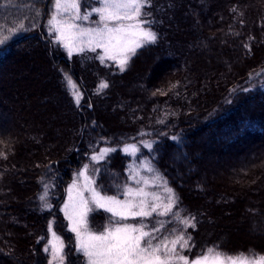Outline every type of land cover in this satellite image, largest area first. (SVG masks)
Returning a JSON list of instances; mask_svg holds the SVG:
<instances>
[{
  "label": "trees",
  "instance_id": "1",
  "mask_svg": "<svg viewBox=\"0 0 264 264\" xmlns=\"http://www.w3.org/2000/svg\"><path fill=\"white\" fill-rule=\"evenodd\" d=\"M148 1L143 11L157 40L138 49V55L146 54L129 76L121 78L127 90L120 86L114 90L111 103L116 115L110 107L100 109L105 97L93 93L97 85L85 90L97 102L100 121L112 127L104 134L120 127L122 117L123 127L133 132L140 128L127 140L151 141L150 147H141V153L150 157L174 189L183 211L196 214L199 228L193 229L194 237L215 239L210 244L202 241L200 251L213 247L262 256L264 0ZM51 2L0 0V40L7 38L0 44V264H48L44 247L51 220L68 242L69 263L83 264V254L73 250L72 233L60 206L72 168L80 164L75 144L81 142L80 151L89 152L92 113L100 124L96 110L80 112L89 95L83 96L77 109L72 94L63 92L61 77L83 85L78 70L73 71L68 62L53 68L47 56L49 52L52 57L45 43L50 37L43 26ZM155 56L160 66L152 70ZM34 63L46 67L51 82L22 74L30 72L26 67ZM12 66L16 69L7 72ZM91 72L103 73L82 71L83 79ZM137 72L140 79L134 76ZM128 84L138 85V91L132 92ZM59 97L64 109L57 119L61 135L56 136L43 114L54 110L51 100ZM28 101L39 107L43 101L47 108L32 111ZM205 133L209 139L201 142ZM101 142L126 158L124 164L110 162L111 169L105 172L109 182L97 179L100 189L116 191L111 181L127 179L129 157L123 154V146L128 141L107 137ZM175 154L178 161H173ZM40 177L54 186L44 200L41 193L39 197ZM27 179L29 183H24ZM47 202L49 208L44 207ZM254 225L262 227L260 234L252 230Z\"/></svg>",
  "mask_w": 264,
  "mask_h": 264
},
{
  "label": "rangeland",
  "instance_id": "2",
  "mask_svg": "<svg viewBox=\"0 0 264 264\" xmlns=\"http://www.w3.org/2000/svg\"><path fill=\"white\" fill-rule=\"evenodd\" d=\"M165 1V0H164ZM78 3L80 5V16L83 17L85 15L88 16V19H79L75 20L74 23L79 25L80 28L83 29H95L97 27H102V22L100 21V14L93 11L95 8H101L103 7L102 0H78ZM149 1L147 0L148 5ZM142 15L139 18L141 21H144L145 23L142 24V27L147 30H151L157 35V32L154 31L148 23V18H146L145 13L142 9ZM56 15L57 19H64L67 20L72 14L71 13H62L57 14V10L55 8V0H52V2L49 5L48 9V17L46 20L45 25L43 26V31L48 33L50 40H47L46 37L45 43H47L48 47H51L50 52L52 53V57L50 56L49 52L47 53L48 58L50 59V62L52 64V67L54 68V65H57L58 67L63 66L68 62V64L71 65V69L75 71V69L78 70L79 74L81 75V79L83 81V85L81 83H77L72 77L66 76L67 79L61 77V80L63 81V86L65 89H63L64 93H71L74 99V104L76 103V107L79 106L81 99L83 96H88L90 100L84 105V108H80V112L84 113L87 109L91 111H95L97 119L99 121L100 126L98 125L94 113H92V126L94 127V132L91 134H88V145L90 148L89 152H83L79 149V144L81 142H77V148H76V155L79 154V160L80 164H76L72 168V176L70 182L66 185L65 189V195L63 203L61 204L60 208L62 210V213L65 215V205H68L67 211L70 214H75L78 209H74L73 204L79 200L78 193L82 192L83 197L85 199H88L89 202L91 201V193L87 190H85V186L89 185V182H93L90 184V187L95 188L97 192L100 193L101 196L106 197H114L117 200L120 201H126L129 199H133V197L127 195L128 190L132 189L133 191H137L142 189L145 193L148 194L147 199L149 202V205L155 203L160 205V207L157 208L156 212H153L151 216L149 217H129L127 220L121 221L122 224H131L133 226H140L143 224L144 230L152 233V243L156 244L160 242L161 240L167 239L168 241L176 239L178 236H183L184 240L187 241V246H183L184 241H181L179 244H177L176 247V254L177 255H184L188 258L189 264H191V261L201 257L204 254H207L208 249H213L214 252H219L223 257L231 256L238 261L240 259H246L248 261H255L259 259L262 256L258 255H251L246 252L243 254H231L228 251L225 250H219L215 249L213 247H208L205 251H200L201 249V242H207L212 243L215 241V239L210 240H201L199 239L198 235L194 237L195 231L193 229H198L199 225L198 222L195 219L196 214L194 212H187L183 211V205L179 201L178 202V196L175 193L174 189L164 180L163 175L158 171V169L155 167L156 165L152 162L149 156L141 153V147L146 146L150 147L151 141L146 140L145 138L138 140H127L130 137L135 136L139 131L140 128L136 131H131V129H128L126 127H123L122 124H124V120L121 117L120 120V127H116L115 131H111L110 135H105V131H110L109 125L104 124L102 121H100L98 117V107L96 105V101L93 100V97L91 94H87L85 91L86 89H91L94 86V94H99L100 98H104V101L102 104H100V109H104L105 111L108 110L110 107V112H112L113 115L115 114V105H112V95L114 94V90L120 86V89H126L127 90V82L124 80H121L124 76H129L135 69L137 62L142 63L143 59L142 56L146 53H143L141 55H138V49L135 50V53L131 52H122L120 51L121 45H117L115 41H113V45L115 46H109V52H105L104 47H96V43L93 41L91 44L89 43L90 40L93 38L84 35L81 36L77 33V30L73 29L70 32H66L64 37H60V33L55 31L53 28V25L49 23V21L52 19V16ZM117 23H123L125 25L134 24L135 21L133 20H123V21H110L109 26H115ZM67 45V47L65 46ZM145 45V44H144ZM143 45V46H144ZM44 47H42L43 49ZM79 48H83V51H79ZM45 49V48H44ZM94 49V50H93ZM29 52V51H28ZM136 54V55H135ZM109 55L115 56V59H110ZM135 55L134 61L133 57ZM127 56V63L121 67L120 60ZM103 58V59H102ZM154 61V65H152V70L155 68H158L159 61L158 56H155L152 58ZM133 61V62H132ZM30 62V61H29ZM145 62V61H144ZM152 63V62H151ZM7 64V63H6ZM5 64V65H6ZM31 66V67H29ZM164 67V62L161 63V68ZM27 70H23L22 74L29 75L34 74L36 77H45V80L47 82H51V73L46 70V67L43 65L39 66L34 63V65L28 64L26 67ZM16 68L8 67L7 72H11L15 70ZM82 71L88 72V71H97V72H103L99 76H95L92 72L90 74H87V77L83 79ZM19 74L21 73L18 72ZM135 74V75H134ZM132 75L141 78V73H134ZM69 78V79H68ZM71 78V79H70ZM103 79V80H102ZM71 81V84L69 83ZM72 84L75 85V88L72 87ZM102 84H106L107 87H101ZM130 84H128L129 86ZM138 85L132 84L130 85L129 89L132 92L138 91ZM49 86H47V89ZM82 89H80V88ZM44 92V91H43ZM85 92V93H84ZM79 95V102L77 103V94ZM36 94V93H35ZM38 97V96H37ZM57 98L56 100L53 98L51 100V103L54 104V110L47 111L43 114L44 118L48 116L50 119L49 125L52 124V129L56 136L61 135V131H59V122L60 120V113L64 109V103ZM50 100V99H48ZM37 103V101L35 100ZM34 101L27 102V107L30 108L32 111L35 109H39L42 107V111L44 108H47L46 103L40 102V107L37 105ZM78 109V107H77ZM58 114L54 116V114ZM42 113V112H41ZM58 119V120H57ZM56 120V121H55ZM47 122V119H46ZM66 124V123H65ZM64 124V125H65ZM63 125V124H62ZM65 131V130H64ZM83 136V135H82ZM107 137L114 138V137H121L125 138V142L127 143L123 146V154L128 155L127 159V168H126V175L127 179L117 182H112L113 187L115 186L116 191H104L103 189H100L101 185L98 183L100 181L102 182H109L108 178L105 175L106 171L111 169L109 167L110 162L112 164H116L117 162L123 163L125 162L126 158L123 159L122 156H118L117 152L114 150V147L110 145H103L101 142L102 140H106ZM44 143H46L48 140H46V135H43ZM209 139V135L205 133L200 141L204 142ZM106 142V141H103ZM114 141L112 139L109 141V144H113ZM133 146L135 150H133ZM116 147V146H115ZM105 149H109L107 153L104 152ZM127 149V151H125ZM98 157V159H93V157ZM60 160V159H58ZM56 160V162L58 161ZM179 157L177 154L173 156V161H178ZM58 163H56L57 165ZM52 168V167H51ZM50 168V170H51ZM46 170V168H45ZM100 170V175L98 176ZM81 173H84V175H81ZM61 173H59L60 175ZM116 179H121L120 174L116 176ZM25 180V179H24ZM23 180V181H24ZM22 181V182H23ZM39 197L41 193V197H43V200L46 199L49 196L50 191L54 188L52 182H47L44 178H39ZM29 183V179L27 181H24V183ZM35 182H37L35 180ZM76 185L75 188H73V185ZM100 186V187H99ZM109 188V187H106ZM69 189H72V192L70 194ZM169 190H171L169 192ZM169 196H171V200H169ZM71 197V198H70ZM153 197H159V199L154 200ZM136 200L141 199V197H135ZM172 203V209L169 211L166 215H161L160 213L164 211V208L167 204ZM51 206L50 202H47L44 204L45 208H49ZM89 206L93 208V211H90L87 213L86 220H87V227L89 230L93 232H100L105 227H108L110 223H114L115 221L119 220V217H114L112 213L105 211L104 209H98L91 203H89ZM67 224H68V231L72 233L71 236V242L73 250H78V242L76 239V234L71 231V222L68 219V217L65 215ZM184 221H187L188 223H184ZM215 223V221H214ZM213 223V224H214ZM216 224V223H215ZM252 230L254 232L259 233V231L263 230L262 227L259 226H251ZM54 227V220H51L48 226L49 231V238L47 241V244L45 247L49 248V252H46L48 255V264L50 261H52V255H51V243L54 242L53 238V232L56 234L57 237L60 238V240L63 242V256H64V264H77V263H69V258L66 255L67 251V245L65 244L61 234L55 230ZM261 229V230H259ZM193 230V231H192ZM32 233L28 232V234ZM260 234V233H259ZM66 245V250H65ZM44 247V249H45ZM169 247H171V244H169ZM18 252V251H17ZM82 253V252H80ZM83 254V253H82ZM83 264H87V257L83 254ZM174 264H182V262L174 261Z\"/></svg>",
  "mask_w": 264,
  "mask_h": 264
},
{
  "label": "snow or ice",
  "instance_id": "3",
  "mask_svg": "<svg viewBox=\"0 0 264 264\" xmlns=\"http://www.w3.org/2000/svg\"><path fill=\"white\" fill-rule=\"evenodd\" d=\"M103 7L95 8L93 11L100 14L102 27L95 29H83L75 24V20L88 19V16H80V5L78 0H55V8L57 14L71 13L67 19H57L56 15L52 16L49 21L53 25L55 31L60 33L63 38L66 32L77 30L81 36L88 35L96 43V47H104L105 52H109V46L113 45V41L117 45H121L120 51L135 53L137 48L144 44L154 43L157 40V35L151 30L144 29L142 24L145 23L139 18L141 17L142 9L147 3V0H102ZM133 20L134 24L125 25L117 23L110 27V21ZM7 38H5L6 40ZM5 40H0V44H4ZM67 47V45H65ZM83 51V48H79ZM94 50V49H93ZM110 59H115V56L109 55ZM103 59V58H102ZM127 63V56L120 60L121 67ZM71 84V81H69ZM75 88V85L72 84ZM101 87H107L102 84ZM77 95V103L79 95ZM133 150H135L133 146ZM109 149H105L107 153ZM127 151V149H125ZM98 159V157H93ZM84 175V173H81ZM85 186V190L91 193V201L83 197V193L79 192V200L73 204L74 209H78L75 214H70L67 211L68 205H65V215L71 222V231L76 234L78 242V250L87 257V264H174V261L189 264V260L184 255L176 254V245L184 241L183 246H187V241L183 236H178L176 239L168 241L167 239L160 242L152 243V233L144 230V225L133 226L131 224H122L121 221L127 220L129 217H149L153 212L160 207L158 204L149 205L147 196L142 189L133 191L128 190L127 195L133 197L126 201L117 200L114 197L101 196L95 188L90 187V184ZM76 185H73L75 188ZM171 190H169L170 192ZM71 194L72 189H69ZM135 197H141L136 200ZM71 198V197H70ZM154 200L159 197H153ZM171 200V196H169ZM89 203L98 209H104L112 213L114 217L120 219L114 223H110L100 232H93L87 227V213L93 211ZM172 209V203L165 206L161 215H166ZM184 223H188L184 221ZM54 242L51 243L52 261L49 264H64L63 242L53 232ZM171 244V247H169ZM45 252H49V248L45 247ZM191 264H264V257H260L255 261L240 259L239 261L231 256L223 257L219 252H214L213 249H208L207 254L202 255L191 261Z\"/></svg>",
  "mask_w": 264,
  "mask_h": 264
},
{
  "label": "water",
  "instance_id": "4",
  "mask_svg": "<svg viewBox=\"0 0 264 264\" xmlns=\"http://www.w3.org/2000/svg\"><path fill=\"white\" fill-rule=\"evenodd\" d=\"M77 150H78V148H77Z\"/></svg>",
  "mask_w": 264,
  "mask_h": 264
}]
</instances>
